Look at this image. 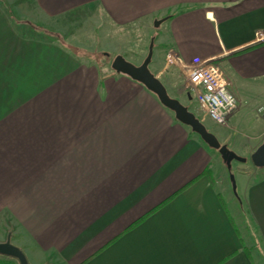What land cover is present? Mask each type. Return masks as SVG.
I'll return each mask as SVG.
<instances>
[{
	"label": "crops",
	"instance_id": "obj_1",
	"mask_svg": "<svg viewBox=\"0 0 264 264\" xmlns=\"http://www.w3.org/2000/svg\"><path fill=\"white\" fill-rule=\"evenodd\" d=\"M74 12L97 28L72 46L139 65L152 43L184 105L175 71L224 69L239 105L214 135L246 158L235 191L153 92L51 35ZM263 140L264 0H0V241L14 229L28 264H264Z\"/></svg>",
	"mask_w": 264,
	"mask_h": 264
},
{
	"label": "water",
	"instance_id": "obj_2",
	"mask_svg": "<svg viewBox=\"0 0 264 264\" xmlns=\"http://www.w3.org/2000/svg\"><path fill=\"white\" fill-rule=\"evenodd\" d=\"M161 20L154 22L155 26L160 24ZM152 55V43L149 45L148 53L141 64L135 65L126 60L122 55H116L111 62V67L119 73L126 74L132 79L142 83L148 90L153 92L162 105L174 113L175 118L181 123L190 127L201 140L209 147L215 149L220 154L226 168L230 170L233 160L245 162L246 158L237 155L230 150L225 144H221L216 136L210 132L198 117L192 113L187 106L183 105L176 98L169 96L162 82L149 70V63ZM253 165L258 167L264 166V140L250 155ZM232 189L235 191L234 176L230 174ZM0 255L13 257L19 264H28L22 250L11 243L9 239L0 241Z\"/></svg>",
	"mask_w": 264,
	"mask_h": 264
},
{
	"label": "built area",
	"instance_id": "obj_3",
	"mask_svg": "<svg viewBox=\"0 0 264 264\" xmlns=\"http://www.w3.org/2000/svg\"><path fill=\"white\" fill-rule=\"evenodd\" d=\"M171 53V50L167 53L168 60ZM181 70L188 94L194 97L203 112L200 121L227 127L239 103L230 91L232 82L224 69L216 62L207 61L198 65H183ZM257 110L261 112L263 106Z\"/></svg>",
	"mask_w": 264,
	"mask_h": 264
},
{
	"label": "rangeland",
	"instance_id": "obj_4",
	"mask_svg": "<svg viewBox=\"0 0 264 264\" xmlns=\"http://www.w3.org/2000/svg\"><path fill=\"white\" fill-rule=\"evenodd\" d=\"M90 13H91V15L90 14L89 15H86L85 12H82V13H80V12H74V13L70 14L68 16V18H67L68 20H67L66 23H62L60 21H58V22L55 23L56 24V27H58L61 32L59 33V32H56V31L54 32V31H51L50 30V32L53 33L51 35H53V37L55 39L60 40V42L62 44H65L68 48H70L72 51H74L78 56H80L82 58L88 57V58H91L93 60H96L100 64L101 63H104V62H108L109 63L110 61H112L113 55H112V57L111 56L107 57L103 52L98 51L96 49L87 50V49H83V48H78L76 46H72L70 44L71 42L78 41V39H79L78 37H80V32L81 31L83 32V35L84 36L87 37V35H88L93 40V37H94L93 35L95 34L94 31L96 30L97 27H96L95 18L93 17V12H90ZM103 29H105V26H103ZM45 30H47V29H45ZM50 32L48 33V30H47L46 32H42L39 35H48V36H51L50 35ZM45 33H47V34H45ZM139 35L140 34H137L136 33V37H138ZM122 38H123V41H122L123 44H126V43H129L130 42L129 41V38H130L129 35H128V37L125 36V37H122ZM132 45H134V46L137 47L138 46V43H136L135 41H133ZM174 74H175V76H171V77L175 80L178 91L181 92L182 101L184 103H186L185 106H187L188 109L192 113H194L196 117H198L199 119L202 118V113L203 112L201 111V109H200L197 101L194 99V97L190 96L191 100H188L187 99V93H188V91H187V88L185 87V76L183 75L182 72L179 73L177 71H175ZM203 123L206 126V128L210 132H212L213 134H214L216 128L217 127H220V125H217L215 123L208 122V121H204ZM194 134H196V133H194ZM213 152L215 153V156L217 157V161L219 163V166L221 168V171H223V169H225V164L221 161L220 154L218 153L217 150H214ZM238 166L241 167L242 164H240L238 161L234 160L232 162V166H231V169H230L231 171L228 173V176H227V182L228 183L230 182V186L232 184L231 183V180H230V174H232L233 176L234 175H237V173H238ZM225 172H227V171H225ZM231 188H232V186H231ZM14 233H15L14 229H11L10 232L8 233V236H6V239H9L10 240L11 237H15ZM5 240H2V241H5ZM10 241L12 243V240H10ZM14 241H16V240H14ZM6 257L9 258V259H5ZM0 258H3L4 260L9 261V262H11L13 264H19L18 261H17V259H15L13 257H8V256L0 255ZM3 259H0V260H3Z\"/></svg>",
	"mask_w": 264,
	"mask_h": 264
},
{
	"label": "trees",
	"instance_id": "obj_5",
	"mask_svg": "<svg viewBox=\"0 0 264 264\" xmlns=\"http://www.w3.org/2000/svg\"><path fill=\"white\" fill-rule=\"evenodd\" d=\"M193 132V131H192ZM2 260H0V262H1Z\"/></svg>",
	"mask_w": 264,
	"mask_h": 264
}]
</instances>
